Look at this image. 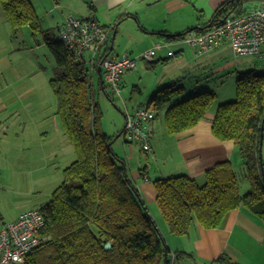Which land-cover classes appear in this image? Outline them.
<instances>
[{"label":"trees","instance_id":"1","mask_svg":"<svg viewBox=\"0 0 264 264\" xmlns=\"http://www.w3.org/2000/svg\"><path fill=\"white\" fill-rule=\"evenodd\" d=\"M247 1L226 0L211 23L221 24L229 16L245 13ZM0 6L14 36L26 26L34 36L43 33L55 60L50 84L58 99L57 114L76 153V159L63 169V181L50 200L37 207L45 219L41 234L48 239L30 253L25 264H166L167 258L170 264L169 248L129 176L128 163L115 152L114 137L101 127L94 75L104 73L102 67L90 68L84 55H76L65 42L54 39L51 30H42L41 17L31 0H0ZM207 29V25L198 26L188 32ZM160 35L173 41L185 34ZM108 39L96 56L98 62L110 54ZM101 82L99 89H105ZM120 87L122 93L121 80ZM184 91V84L175 82L154 93L149 103L158 115ZM236 91L234 100L217 108L212 131L219 140L237 144L243 172H238L232 160H225L206 171L204 183L184 174L153 180L157 205L174 235L189 234L195 221L207 229L218 228L228 213L240 207L264 219L260 159L264 72H238ZM215 100L213 91L194 92L165 109L168 132L177 134L197 126ZM262 165L264 168V157ZM242 175L252 184L247 193L241 190ZM108 243L111 246L106 248ZM230 262L225 255L216 260Z\"/></svg>","mask_w":264,"mask_h":264},{"label":"crops","instance_id":"2","mask_svg":"<svg viewBox=\"0 0 264 264\" xmlns=\"http://www.w3.org/2000/svg\"><path fill=\"white\" fill-rule=\"evenodd\" d=\"M31 1L41 17L42 30H51L55 33L66 23L70 15L95 20L111 28L107 44L111 49L109 52L111 56L125 54L138 56L158 42L166 43L167 45L153 60L141 58L135 69L126 71L121 76L122 88L130 86L131 91L140 96L146 93L149 101L159 89L179 81L186 86L193 79L194 83H190L193 89H198L199 92H215V102L218 101L220 105L221 102L225 103L236 97L238 72L255 69L261 71L263 67L262 57L235 56L228 40H223L219 46L205 52L184 44L181 38L166 41L165 36L160 35L162 32L175 35L187 34L192 28L208 26L218 7L226 0ZM257 6V4L252 7L245 5V12ZM39 44L43 43L39 41ZM171 49L176 53L174 56L169 55ZM2 52L4 54H0V69L3 73L10 72L14 68V61L10 58L6 46L3 47ZM93 54V50L85 51L84 59L90 68L94 69V66L98 65L100 69V62L93 57ZM246 57L253 58L246 60L248 59ZM28 73H17V76L22 74L26 77L29 76ZM101 80L109 85L105 81L104 73H96L95 87L101 86ZM29 90L34 92L35 87L31 86ZM19 93L17 96L23 94ZM187 94L188 92H185L182 98L188 96ZM124 102L127 111L135 109L137 104H142L138 102L130 105L126 99ZM172 102L173 100L166 105ZM215 110L217 111V107L212 111L210 109L206 118L197 126L171 134L169 144L161 142L165 130L161 128L156 117L150 125L151 151L147 152L139 145L126 143L124 135L120 136L123 144L120 145V149L126 154L123 158L128 163L130 178L137 186L160 232L165 236L169 256L171 255L170 264H264V219L244 207L228 213L222 226L218 228L207 229L195 221L190 233L184 236H175L170 232L169 227L164 228L166 221L156 202L157 193L153 180L184 174L204 183L206 171L225 160H232L237 170L241 168L242 157H239L241 154L237 144L233 140H219L213 134L212 120ZM13 111L4 95L0 93V114H9ZM4 120L9 119L4 118ZM124 128L125 125L120 133L124 132ZM3 135L5 139L26 138L20 135L12 137L6 131ZM116 138L118 140L119 137ZM116 150L115 152L121 156L119 150ZM143 152L147 154L148 160L141 155ZM75 159L73 156L69 157L71 162ZM130 159L135 162L130 164ZM21 213L14 219L2 221L0 230L4 223L16 220ZM222 255L227 256L231 262L216 263L217 258Z\"/></svg>","mask_w":264,"mask_h":264},{"label":"rangeland","instance_id":"3","mask_svg":"<svg viewBox=\"0 0 264 264\" xmlns=\"http://www.w3.org/2000/svg\"><path fill=\"white\" fill-rule=\"evenodd\" d=\"M259 3L260 0H249L245 5L252 7ZM43 37L42 32L34 36L33 31L27 26L19 35L14 36L0 6V54H4L2 49L6 46L10 58L14 61V68L10 72L3 73L0 69V93L14 110L9 114H0V223L14 219L22 211L47 203L63 181V169L71 163L69 157L73 156V159L76 157L73 146L64 135L61 118L57 114L58 99L50 84V79L54 75L55 60ZM39 41L43 44L40 45ZM246 58L249 60L253 57ZM24 72H29V76L25 77L22 74L17 76V73ZM190 83H194L193 79L185 86V91L157 115L156 120L165 130L162 143L169 144L171 136L165 124V109L181 101L185 92H188L187 95L194 93L191 92L193 85ZM31 86L35 87L34 92L29 90ZM193 91L199 92L198 89ZM18 92L23 94L17 96ZM148 97L146 93L141 96L135 94L130 86L123 87L120 95L109 85H106L105 89L96 87L95 98L102 110L101 127L104 132L114 137L112 142L117 140L116 137L125 125L124 100L126 99L130 105L138 102L148 104ZM217 102L211 111L219 107ZM138 106L137 104L136 107ZM4 131L12 137L20 135L26 138L5 139ZM120 145L123 146L121 137L114 143L113 148L118 149L122 156L120 157L123 158L126 154L120 149ZM141 155L147 158L145 152ZM149 156L151 157L150 154ZM129 161L130 164L135 162L132 159ZM241 163V168L238 169L240 174L244 168L243 159ZM251 187V182L242 175V192L247 193ZM168 227V223L165 222L164 228Z\"/></svg>","mask_w":264,"mask_h":264},{"label":"built area","instance_id":"4","mask_svg":"<svg viewBox=\"0 0 264 264\" xmlns=\"http://www.w3.org/2000/svg\"><path fill=\"white\" fill-rule=\"evenodd\" d=\"M111 30L98 21L70 15L53 37L65 42L76 55L93 50V57L97 59L96 56ZM223 40L231 43L237 57H262L264 72V0L257 7L238 16H229L221 24H213L204 32H188L181 38L184 44L205 52L219 46ZM166 45L158 42L138 56L106 55L100 62L105 81L121 94L120 80L123 73L135 69L141 58L153 60ZM175 54L174 50H169L170 56ZM156 117L157 111L149 102L133 110H126L123 134L125 142L140 145L147 152L151 151L150 125ZM44 225V216L37 207L21 213L14 221L4 223L0 230V264H25L30 253L48 239L41 234Z\"/></svg>","mask_w":264,"mask_h":264},{"label":"water","instance_id":"5","mask_svg":"<svg viewBox=\"0 0 264 264\" xmlns=\"http://www.w3.org/2000/svg\"><path fill=\"white\" fill-rule=\"evenodd\" d=\"M212 25L213 24L210 23L207 27L209 28ZM100 68H101V66H100ZM121 135H122V132L119 133V135L117 137H119ZM263 142H264V124L262 125V132H261V152H260L261 166H262V170H263V174H264V168H263V165H262V158H263V155H262V146H263ZM110 246H111V243L106 244V248H109ZM166 264H169L168 258L166 259Z\"/></svg>","mask_w":264,"mask_h":264}]
</instances>
